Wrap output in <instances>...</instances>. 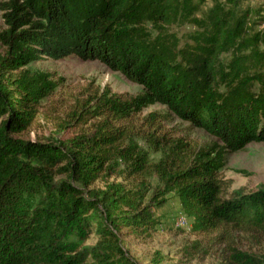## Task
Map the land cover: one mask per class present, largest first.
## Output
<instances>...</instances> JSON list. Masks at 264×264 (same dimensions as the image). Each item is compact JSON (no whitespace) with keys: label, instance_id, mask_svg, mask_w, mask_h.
I'll use <instances>...</instances> for the list:
<instances>
[{"label":"trees","instance_id":"obj_1","mask_svg":"<svg viewBox=\"0 0 264 264\" xmlns=\"http://www.w3.org/2000/svg\"><path fill=\"white\" fill-rule=\"evenodd\" d=\"M248 1L0 4L7 26L0 31V119L7 116L0 124V264H137L122 231L150 237L154 210L172 195L195 234L228 244L219 264H264L231 244L241 235L264 238V186L227 198L232 182L223 177L227 154L264 143V17ZM189 24L198 30L182 45L174 28ZM71 56L99 61L144 91L114 94L92 82L72 96L59 125L80 127L76 135L50 143L14 138L66 86L26 67ZM156 104L216 141L199 147L164 132L168 117H142ZM152 153L162 157L152 161ZM92 235L99 240L89 245Z\"/></svg>","mask_w":264,"mask_h":264},{"label":"rangeland","instance_id":"obj_2","mask_svg":"<svg viewBox=\"0 0 264 264\" xmlns=\"http://www.w3.org/2000/svg\"><path fill=\"white\" fill-rule=\"evenodd\" d=\"M10 0H0V4ZM254 8L262 9L261 17H264V0H249L245 4ZM211 6L208 1L203 7V13ZM201 13L200 15H203ZM7 28L3 19V12L0 11V31ZM198 29L193 25H184L174 28V32L182 40V45L189 41L188 36ZM0 52L5 49L0 45ZM32 71L44 72L53 75L55 78L65 79V89L59 90L53 97L47 99L41 108L35 124L28 130L14 138H21L26 141H37L50 143L51 139H68L81 131L80 127L73 126L61 129L59 125L65 121L67 111L70 110L72 96L80 94L81 90L91 85L92 82L101 88H107L112 93L139 95L144 89L141 85L130 81L120 72H114L99 61H83L75 56L63 60L46 59L33 62L26 67ZM151 113L168 117L163 123V131L171 134L177 139H184L199 147L216 141L203 129L195 128L190 123L184 122L169 114L168 108L156 104L147 108L142 117ZM7 120V116L0 119V124ZM144 129V128H143ZM149 153L153 147L140 142ZM152 161H158L162 154H151ZM223 177L230 180L232 185L226 190L225 197H231L235 190L246 189L253 192L264 186V143H251L244 150L229 153L226 156V166L223 169ZM111 182H121L122 179L111 178ZM153 186L158 183L157 178H150ZM103 182L96 183V187H103ZM155 215L158 226L155 232L148 236H136L130 230H123L121 240L124 249L137 264H219L226 257L227 243L215 238V234L200 236L192 230V219L187 218L179 201L172 195L167 204L156 208ZM99 240L97 235H92L88 241L94 245ZM202 243L199 249L194 243ZM232 246L239 251L264 257V238L241 235L233 241Z\"/></svg>","mask_w":264,"mask_h":264}]
</instances>
